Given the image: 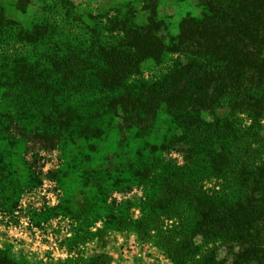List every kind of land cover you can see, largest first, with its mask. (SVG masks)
I'll return each instance as SVG.
<instances>
[{
	"label": "trees",
	"instance_id": "16d2710c",
	"mask_svg": "<svg viewBox=\"0 0 264 264\" xmlns=\"http://www.w3.org/2000/svg\"><path fill=\"white\" fill-rule=\"evenodd\" d=\"M38 1L27 26L20 15L34 0L15 2L18 18L0 4V118L52 150L100 137L104 118H119L121 134L147 135L164 109L171 136L151 147H173L183 163L163 167L137 223L172 220L163 248L177 264H264V0H197L199 15L186 14L169 41L151 1L142 23L132 7L81 13L69 0ZM149 65L158 68L144 79ZM223 107L250 112L249 124L201 117ZM11 154L0 150V198L21 188ZM196 238L213 246L201 251Z\"/></svg>",
	"mask_w": 264,
	"mask_h": 264
},
{
	"label": "rangeland",
	"instance_id": "374dc122",
	"mask_svg": "<svg viewBox=\"0 0 264 264\" xmlns=\"http://www.w3.org/2000/svg\"><path fill=\"white\" fill-rule=\"evenodd\" d=\"M16 1L0 0L9 17L18 18L13 7ZM69 1L81 13L103 14L132 7L138 23L154 7L155 21L167 41L178 34L179 23L186 14L200 13L197 0ZM149 3L152 8L145 10L143 7ZM40 7L41 1L34 0L20 15V22L30 25L38 17ZM172 56L175 57L171 54L166 61L170 63ZM149 68L143 72L144 79L153 77L158 67ZM2 107L0 104V112ZM228 113L223 107L214 115L202 113L201 117L225 116L250 122V112ZM257 118L262 120L264 144V114ZM119 122V118H104L100 137L76 138L48 150L39 149L36 139L19 138L8 119L0 118V150L12 151L9 161L21 186L17 193L0 198V264H177L163 248L173 237L167 232L172 220L164 216L156 227L137 223L147 211L139 200L151 195L163 167L168 161L178 166L183 163L177 149L156 152L151 147L167 143L173 128L170 118L163 109L156 128L147 135L133 130L121 134ZM2 123L8 125L7 132L2 131ZM12 134L17 137L11 147L13 143L8 138ZM154 157L160 161L155 162ZM147 166L150 172L141 174ZM119 178L121 183L115 181ZM195 243L201 251L213 246L204 245L199 238ZM219 255L223 257L224 253L219 251Z\"/></svg>",
	"mask_w": 264,
	"mask_h": 264
}]
</instances>
